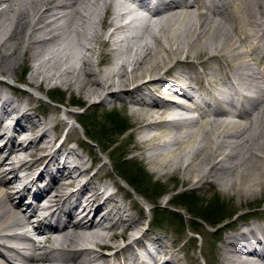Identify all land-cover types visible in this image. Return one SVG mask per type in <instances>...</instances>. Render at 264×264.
<instances>
[{
    "label": "bare ground",
    "instance_id": "bare-ground-1",
    "mask_svg": "<svg viewBox=\"0 0 264 264\" xmlns=\"http://www.w3.org/2000/svg\"><path fill=\"white\" fill-rule=\"evenodd\" d=\"M112 46L129 59L102 69ZM27 59L38 90L54 83L103 109L128 106L139 131L133 150L148 151L157 179L209 185L241 204L264 197V0H0V264H144L141 255L198 264L177 240L143 227L141 205L105 165H87L78 139L57 146L50 131L58 136L62 119L21 103L29 94L8 80ZM259 209L244 217L255 223L227 237L219 264L264 263Z\"/></svg>",
    "mask_w": 264,
    "mask_h": 264
},
{
    "label": "rangeland",
    "instance_id": "rangeland-1",
    "mask_svg": "<svg viewBox=\"0 0 264 264\" xmlns=\"http://www.w3.org/2000/svg\"><path fill=\"white\" fill-rule=\"evenodd\" d=\"M137 24L141 25L140 22H137ZM129 33L132 34L131 30L127 32L128 35ZM145 41L151 42L147 34H145ZM111 50L109 48L104 55L102 66H100L102 69H106L112 64V57L107 55ZM189 60L193 59L190 58ZM183 61L179 63V66L186 67ZM30 65L31 61L29 59L24 63L22 62V65L16 69V76H19V79L17 78V81L12 79L8 80L13 89H16L17 93H25L26 91L29 94V97L21 99V103L24 106L30 104L41 119H50L53 117L62 119L64 126L60 133L58 132V136L52 129L50 131L52 136H56L59 139L57 146L65 142L67 147H76L74 140L78 139L80 141L79 152L85 156L87 165L94 167V170L99 165H105V172H108L114 180L126 189L132 199L139 203L146 213L147 216L146 220H144L143 227L146 228L149 226L152 232L165 236L166 243L171 244L173 240H177L181 247L188 249L187 254L194 255L197 258L198 264H219V259L226 248L227 237L236 231L239 232V230H242L247 226V223H250L249 221L252 223L256 222L252 217H244H248V213H252L254 208L259 207L260 211L257 215L263 212L262 216H260L263 219L264 197L259 196L255 199L244 200L241 204L235 198L224 197L215 188L211 190L208 188L209 185L204 189L195 190L192 186L183 187L180 180L157 179L152 174L150 166L145 160V155L148 151L142 149L133 150V147L137 145L139 140V131L136 125V117L132 115L128 106L122 107V104L118 103L115 105L110 104L106 109H103V105L98 102H88L83 93L72 92L58 87L54 83L38 90L28 84V76L31 72ZM211 66L214 67L213 65ZM173 74H175V71ZM3 80L6 81L7 79L0 76V81ZM1 89L16 99V96L11 94L10 90L5 87ZM50 93H57L59 96L58 99H61L62 103L50 101ZM54 110H57L58 113H54ZM113 121L122 122V128H126L128 131L123 135L119 134L122 128L118 129V131H107V134L96 142L90 141L86 137L85 129L80 124L82 122V124L89 126L94 136L100 137L98 135V131L100 130L99 126L110 130L109 126ZM70 141H74V143ZM90 150L92 153L90 156H87ZM121 166L138 173L140 190L138 189L137 193L126 182L125 178L119 177L116 174L115 169ZM20 174H24V172ZM162 192L165 194L160 197L159 194ZM189 193L194 194L196 197L195 208L198 210H205L212 205L214 206V204H218L220 208L217 219L223 220L222 225L217 229H213L212 225L196 218L194 216L196 214L189 215L185 208H182L181 202L179 203V200L175 199L178 195ZM134 211L137 212L138 210L135 209ZM154 213H158V218L161 216L159 220L154 221ZM174 213L180 218L174 217ZM32 237L39 240L36 236ZM119 243L121 246L126 245L124 241H120ZM137 248L140 247L134 245V250ZM109 252H112V250H109ZM140 252H142L141 248ZM183 255H185V252L180 253L178 256L182 257ZM122 259L123 257H121L120 264L124 262ZM182 262L186 263L185 261Z\"/></svg>",
    "mask_w": 264,
    "mask_h": 264
},
{
    "label": "trees",
    "instance_id": "trees-1",
    "mask_svg": "<svg viewBox=\"0 0 264 264\" xmlns=\"http://www.w3.org/2000/svg\"><path fill=\"white\" fill-rule=\"evenodd\" d=\"M58 94L57 93H52L49 96L50 101L54 102V103H62L61 99H58ZM80 124L82 125V127L85 129V135L86 137L90 140V141H94L96 142L97 140H100L102 138V136L107 134V131H111V130H115L118 131V129H121L123 127L122 122H111L110 123V130H106L105 127L103 126H99L100 130L98 131V135L100 137L94 136V133L90 130L91 128L89 126H86L84 124H82V122H80ZM128 131V129L126 128H122L121 132L119 133L120 135L125 134ZM116 174L119 177L125 178V180H127V183L133 187L136 191H138V189L140 188V178L138 177V173L133 172L131 169H126L123 168V166L121 167H117L115 169ZM143 189V187H142ZM141 189V190H142ZM140 190V189H139ZM164 193L162 192L161 194H159V196H163ZM195 196L194 194H184V195H178L177 197H175L176 200H179V203L181 202V206L183 209L185 208V210L188 212L189 215L192 214H196L194 216H196V218H199L203 221H205L206 223L212 225L213 229H217L219 226L222 225L223 220H219L217 219V217L219 216L218 210H219V205L218 204H214V206L212 205L209 208H206L205 210H198L196 209V200H195ZM159 213V210H158ZM158 213L155 214L154 216V221H156L158 218ZM174 217H178V215H176L175 213L173 214ZM180 218V217H178Z\"/></svg>",
    "mask_w": 264,
    "mask_h": 264
}]
</instances>
